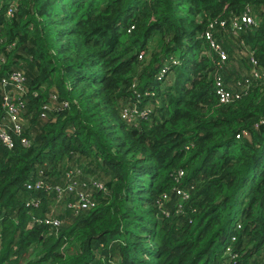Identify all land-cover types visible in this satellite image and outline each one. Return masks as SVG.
Instances as JSON below:
<instances>
[{"label":"trees","instance_id":"16d2710c","mask_svg":"<svg viewBox=\"0 0 264 264\" xmlns=\"http://www.w3.org/2000/svg\"><path fill=\"white\" fill-rule=\"evenodd\" d=\"M9 1L0 123L1 79L21 72L29 144L13 132L12 147L0 141V264H264V21L236 40L254 49L263 78L227 104L200 36L247 6L258 16L264 0H18L7 17ZM155 35L160 49L140 61ZM127 101L147 116L122 119ZM37 181L50 189L27 188ZM77 193L95 207L68 208ZM49 218L60 226L39 222Z\"/></svg>","mask_w":264,"mask_h":264},{"label":"built area","instance_id":"2783aa9c","mask_svg":"<svg viewBox=\"0 0 264 264\" xmlns=\"http://www.w3.org/2000/svg\"><path fill=\"white\" fill-rule=\"evenodd\" d=\"M18 0H11L8 2V6L5 10V14L7 17H12L14 11L17 9ZM260 21H264V4L261 6L260 13L257 16L254 14L253 6H247L241 13L237 15H233L228 21L226 20H213L210 21L207 25L205 31L201 33V39L204 41L206 45V50L209 54V57L216 56L217 61L215 70L213 71V88L215 91V95L218 98V101L221 104H227L232 102L234 99L241 98L244 94L247 93L248 89L251 87L253 80H260L263 78V72L258 64V60L255 57L254 49L248 47L244 41L239 40V43L243 46H247V59L249 61V69L248 75L242 77L240 80L237 78L235 80L234 85H226L222 75L219 70L224 67L226 60L229 58L226 48H224L220 41L217 38V34L221 33H230L232 36L237 39L240 38L241 33L248 28L256 26ZM134 28L133 24H130L127 28V32H130ZM14 43L10 44L8 47H12ZM144 52L141 51L138 55L139 58L143 56ZM2 56L0 55V60H2ZM178 61L172 58V64H177ZM169 66L164 64L158 74L157 79L162 80L168 74ZM24 82L25 77L21 74V72H11L9 75L4 76L1 79V88L3 92V108L6 112V119L0 123V141L7 145V147H12L15 143L13 141V137L10 132L19 136V141L23 145H28L29 142L27 138L21 136L22 125L19 122V113H20V96L21 92H24ZM133 86L135 84L133 83ZM147 94V93H145ZM141 94H137V100L139 101ZM66 106V103H63ZM149 106V105H148ZM138 106L135 102L132 105H124L121 109V118L128 121L129 123L135 122L137 119L145 118L147 113L149 112V108H145ZM51 109V106L48 107V110ZM9 131V132H8ZM183 174L182 171L179 172V176ZM27 188L38 190L40 188H44L45 190H49L50 186L47 184H43L41 181L35 182V184L31 185L26 183ZM99 188L101 186L99 184L95 185ZM60 193L64 190L56 188ZM71 189V187H69ZM177 194L182 196V199H185L187 196L180 189L177 190ZM68 208L73 210L75 213L79 211L89 210L95 207V202L88 198L83 193H77L74 201L67 203ZM48 226L54 227L57 229L61 222L57 218H49L39 220ZM237 228L240 227V223H237ZM231 240H235V236H232ZM231 247L227 246L225 248L224 254L230 259H234L236 254L232 253Z\"/></svg>","mask_w":264,"mask_h":264},{"label":"rangeland","instance_id":"374dc122","mask_svg":"<svg viewBox=\"0 0 264 264\" xmlns=\"http://www.w3.org/2000/svg\"><path fill=\"white\" fill-rule=\"evenodd\" d=\"M225 33V32H224ZM224 33H221L220 36L224 39L227 38L231 44V48H233V54L231 57H229L226 62L228 61V64L230 65V67L232 68L231 70V74L228 73V75L230 76V79H236V78H242V76H245V67L247 69H249V61L247 59V46H242L241 47L239 45H237L236 43V40L237 38L232 36V35H229L230 33H227V34H224ZM229 36V37H228ZM220 41V40H219ZM225 41V40H224ZM227 42V41H225ZM221 45L226 48L224 46V44L220 41ZM160 49V43H159V36L158 35H155L153 38H151L149 40V43H148V48L147 50L144 52L143 56L141 58H139L138 56V59L141 61L143 60L144 56H145V60H149L150 59V55L154 52V51H158ZM225 62V63H226ZM171 75V74H170ZM172 76V75H171ZM233 76H236V77H233ZM133 83L135 84V86H133ZM130 89L133 91V94L135 95V97L137 98V94H141L142 93L140 92V90L138 89V80H134L130 86ZM135 102H131V101H127V105H132L134 104ZM58 209V208H57ZM34 249L31 250V253ZM225 251V250H224ZM36 252V251H34ZM67 252V250H66ZM30 253V254H31ZM33 259L36 258L33 257V254L31 255ZM22 264H25V263H22Z\"/></svg>","mask_w":264,"mask_h":264},{"label":"crops","instance_id":"0c3cea01","mask_svg":"<svg viewBox=\"0 0 264 264\" xmlns=\"http://www.w3.org/2000/svg\"><path fill=\"white\" fill-rule=\"evenodd\" d=\"M227 34V33H226ZM228 35V34H227ZM229 35H231V34H229ZM230 41L228 40L227 42H225L224 41V45H225V47L226 48H230L231 47V44L229 43ZM231 70H232V68L230 67V65L227 63L226 65L224 64V68H223V72H224V74H228V73H230L231 74ZM247 71V69H246V67H245V72ZM233 77H236V76H233ZM237 79V78H236ZM236 79H232V80H230L229 81V85H234V83H235V80Z\"/></svg>","mask_w":264,"mask_h":264}]
</instances>
